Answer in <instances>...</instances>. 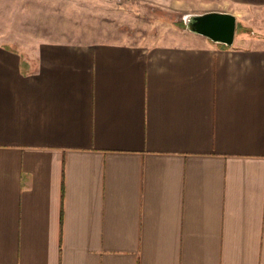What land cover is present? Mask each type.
Returning a JSON list of instances; mask_svg holds the SVG:
<instances>
[{"label": "crops", "instance_id": "obj_1", "mask_svg": "<svg viewBox=\"0 0 264 264\" xmlns=\"http://www.w3.org/2000/svg\"><path fill=\"white\" fill-rule=\"evenodd\" d=\"M0 264H264V0H0Z\"/></svg>", "mask_w": 264, "mask_h": 264}, {"label": "water", "instance_id": "obj_2", "mask_svg": "<svg viewBox=\"0 0 264 264\" xmlns=\"http://www.w3.org/2000/svg\"><path fill=\"white\" fill-rule=\"evenodd\" d=\"M185 29L206 37L211 42L231 47L234 43L237 19L231 13L210 11L183 16Z\"/></svg>", "mask_w": 264, "mask_h": 264}, {"label": "rangeland", "instance_id": "obj_3", "mask_svg": "<svg viewBox=\"0 0 264 264\" xmlns=\"http://www.w3.org/2000/svg\"><path fill=\"white\" fill-rule=\"evenodd\" d=\"M144 19L146 20V26L142 27V29L145 30H150V31H155L160 28L161 26L165 25H179L183 28H185L184 23H183V16H177V15H170L166 13H162L155 8L150 9L146 15L144 16ZM134 31V28H132ZM238 35L242 33H247L250 34L252 32L251 29L249 28H244L242 23H239L238 28H237Z\"/></svg>", "mask_w": 264, "mask_h": 264}, {"label": "built area", "instance_id": "obj_4", "mask_svg": "<svg viewBox=\"0 0 264 264\" xmlns=\"http://www.w3.org/2000/svg\"><path fill=\"white\" fill-rule=\"evenodd\" d=\"M121 1V0H120Z\"/></svg>", "mask_w": 264, "mask_h": 264}]
</instances>
